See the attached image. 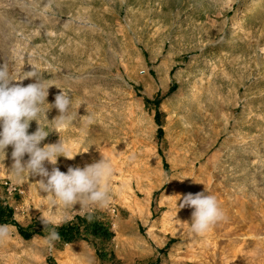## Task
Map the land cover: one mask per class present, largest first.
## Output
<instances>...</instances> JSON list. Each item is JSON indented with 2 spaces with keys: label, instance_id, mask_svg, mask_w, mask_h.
Returning <instances> with one entry per match:
<instances>
[{
  "label": "rangeland",
  "instance_id": "1",
  "mask_svg": "<svg viewBox=\"0 0 264 264\" xmlns=\"http://www.w3.org/2000/svg\"><path fill=\"white\" fill-rule=\"evenodd\" d=\"M4 63L21 75L43 71L50 105L61 89L70 110L84 101L40 146L61 139L75 150L83 139L88 150L44 166L66 173L103 156L114 175L110 205L89 223L79 203L50 207L40 176L17 179L7 146L0 206L11 213L0 225L14 231L0 264H220L206 249L229 238L236 251L258 243L264 257V0H0ZM36 129L33 120L28 133ZM199 187L227 207L204 235L191 231L193 208L176 213L179 196ZM42 216L73 218L52 246Z\"/></svg>",
  "mask_w": 264,
  "mask_h": 264
},
{
  "label": "clouds",
  "instance_id": "2",
  "mask_svg": "<svg viewBox=\"0 0 264 264\" xmlns=\"http://www.w3.org/2000/svg\"><path fill=\"white\" fill-rule=\"evenodd\" d=\"M33 66V71L21 75V72L11 71L5 63L0 65V129H2L0 130V161L5 157L6 147L11 145L14 161L11 171L17 179L40 176L37 187L39 191L51 194L48 196L50 207L71 209L79 203L80 208L90 209L85 218L91 223L94 219L95 207L106 208L111 203L110 181L114 175L113 165L102 156L98 162L87 164L83 168L68 167L66 173L60 171L58 167H53L49 171L44 166L45 162L56 165L59 156L73 159L77 154L86 152L90 145L87 146V150H80L85 143L82 139L74 150L59 139L57 143L40 146L50 131L57 132L58 129H66L73 124L78 116L77 109L84 104V101H79L74 111L70 110L73 108L70 91L61 89V92L55 96L54 104H48V88L54 84L46 82L47 79L41 76L43 71L38 72L35 65ZM29 77H36L37 82L23 86L22 81ZM13 81L19 82L13 83ZM51 107L58 109L59 115L50 121L46 113ZM33 120L37 123V129L29 134L28 128ZM84 123L92 124L93 118L88 116ZM25 154L29 157L27 161L23 160ZM178 200L179 204H177ZM177 201L176 213L184 207L194 209L190 223L194 234L204 235L217 222L225 219V214L213 195H205L203 192L194 195L188 193L182 198L179 196ZM42 217L45 227L49 224L53 225L44 241L49 246L60 240L56 228L73 219L69 216ZM13 231L12 226L0 225V243L9 239Z\"/></svg>",
  "mask_w": 264,
  "mask_h": 264
},
{
  "label": "bare ground",
  "instance_id": "3",
  "mask_svg": "<svg viewBox=\"0 0 264 264\" xmlns=\"http://www.w3.org/2000/svg\"><path fill=\"white\" fill-rule=\"evenodd\" d=\"M190 119L191 117L188 116ZM196 190V191H192ZM190 193L193 195L198 192H204L205 195L209 194L212 190H205L204 187H199L192 189ZM250 203L252 201L249 199ZM222 210H225L227 207L225 205L220 206ZM230 217L235 218V214H230ZM191 222V218L189 219ZM259 244L256 242H251L248 246L244 248H239L238 251L234 249V241L232 238H229L224 246L221 248L217 247L216 245H212L209 249H206V257L209 260H216L219 261L220 264H225L223 259L227 256H230L232 261H230L229 264H264V257H261L259 254V250L261 248H258ZM264 247V246H263ZM193 261L191 264L198 263L196 260V256L192 257ZM204 264H209L208 261H206Z\"/></svg>",
  "mask_w": 264,
  "mask_h": 264
},
{
  "label": "trees",
  "instance_id": "4",
  "mask_svg": "<svg viewBox=\"0 0 264 264\" xmlns=\"http://www.w3.org/2000/svg\"><path fill=\"white\" fill-rule=\"evenodd\" d=\"M11 213V211L9 210V208L6 206V207H1L0 206V224L2 223V222H4L3 220H2V218H1V214H3V213ZM11 223L13 224V225H15L17 228H18V230L20 231V233H22L24 236H27V235H29V234H27L24 230H23V228L17 223V222H15L14 220H11Z\"/></svg>",
  "mask_w": 264,
  "mask_h": 264
}]
</instances>
